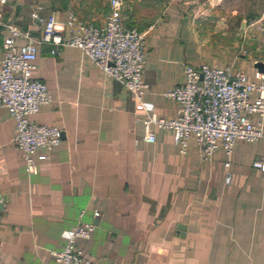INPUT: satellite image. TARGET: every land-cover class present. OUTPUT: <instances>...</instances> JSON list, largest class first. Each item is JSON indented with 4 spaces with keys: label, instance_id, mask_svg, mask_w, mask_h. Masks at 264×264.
I'll return each mask as SVG.
<instances>
[{
    "label": "crops",
    "instance_id": "1",
    "mask_svg": "<svg viewBox=\"0 0 264 264\" xmlns=\"http://www.w3.org/2000/svg\"><path fill=\"white\" fill-rule=\"evenodd\" d=\"M230 4L123 0L124 24L144 32L149 88L142 101L156 117L176 116L177 103L163 92L181 83L185 64L227 65L252 81L264 73L255 67L264 63V31L256 27L264 16L251 25ZM108 10L107 0H7L0 58L4 23L38 38L51 14L63 21L72 11L102 26ZM50 49L38 46L31 75L52 101L30 120L57 127L61 141L36 174L26 173L14 122L0 107V264H57L51 251L61 248V231L80 220L96 225L77 241L93 264H264V171L252 166L264 158V127L260 139L238 142L229 157L217 149L205 159L193 139L181 154L173 131L155 124V140L146 142L147 112L120 81L79 48Z\"/></svg>",
    "mask_w": 264,
    "mask_h": 264
},
{
    "label": "built area",
    "instance_id": "2",
    "mask_svg": "<svg viewBox=\"0 0 264 264\" xmlns=\"http://www.w3.org/2000/svg\"><path fill=\"white\" fill-rule=\"evenodd\" d=\"M107 1L109 10L102 26L72 11L66 13L63 21L51 14L42 22L40 37L34 38L28 30L4 23L9 35L1 45L0 107L14 122L13 141L22 154L26 173L36 174L39 165L61 141L57 127L30 120V115L52 101L47 85L31 75L37 48L42 44L51 45L52 54H58L64 46L79 48L105 77L120 81L147 112L142 136L146 142L155 140L150 130V124H155L173 131L174 143L181 154L193 139L202 147L203 157L210 159L217 149H222L229 157L238 142L253 143L263 136L264 73L259 75L258 81H252L241 71L232 72L227 65L185 64L181 83L163 92L177 103L176 116L156 117L152 113L153 104L142 101L149 88L143 78L148 53L144 32L124 24L123 0ZM6 3L7 0H0V14ZM32 16L38 18L36 12ZM257 22L259 20H252L250 24L257 25ZM256 27L264 31V25ZM19 38L26 40L21 46L15 44ZM242 52L247 53V50ZM224 166L229 168V159ZM252 166L264 171V158L255 160ZM230 181L231 174L227 172L225 183ZM93 215L98 217L99 212L94 210ZM95 227L93 222L80 220L63 229L61 248L51 251L56 263L93 264L83 255L77 241L89 239Z\"/></svg>",
    "mask_w": 264,
    "mask_h": 264
},
{
    "label": "rangeland",
    "instance_id": "3",
    "mask_svg": "<svg viewBox=\"0 0 264 264\" xmlns=\"http://www.w3.org/2000/svg\"><path fill=\"white\" fill-rule=\"evenodd\" d=\"M226 5H235L241 13V15L253 16V20H256L258 16H264V0H225ZM250 15V16H251Z\"/></svg>",
    "mask_w": 264,
    "mask_h": 264
},
{
    "label": "water",
    "instance_id": "4",
    "mask_svg": "<svg viewBox=\"0 0 264 264\" xmlns=\"http://www.w3.org/2000/svg\"><path fill=\"white\" fill-rule=\"evenodd\" d=\"M242 24H244V22H242ZM255 67L258 69V71L264 72V63L263 62H261V61L256 62ZM201 149H202V147H201ZM0 207H1V205H0ZM178 229L183 230L184 227L179 226Z\"/></svg>",
    "mask_w": 264,
    "mask_h": 264
},
{
    "label": "trees",
    "instance_id": "5",
    "mask_svg": "<svg viewBox=\"0 0 264 264\" xmlns=\"http://www.w3.org/2000/svg\"><path fill=\"white\" fill-rule=\"evenodd\" d=\"M250 15H251V14L248 15L249 19L253 18V16H252V15L250 16ZM127 26H128V25H127Z\"/></svg>",
    "mask_w": 264,
    "mask_h": 264
}]
</instances>
